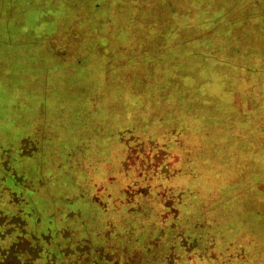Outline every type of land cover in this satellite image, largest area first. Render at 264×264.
<instances>
[{
  "label": "rangeland",
  "instance_id": "obj_1",
  "mask_svg": "<svg viewBox=\"0 0 264 264\" xmlns=\"http://www.w3.org/2000/svg\"><path fill=\"white\" fill-rule=\"evenodd\" d=\"M101 1L107 14L98 18L111 30L78 43L76 22L66 21L65 48H52L81 64L68 86L76 114L17 111L35 121L47 148L42 159L0 158V264H120L158 236L179 254L165 264H264V15L180 31L160 47L166 30H148V13L157 21L168 4ZM104 35L110 58L100 50ZM257 50V61H243ZM11 65L0 64V74ZM14 96L18 106L29 102ZM72 117L83 143L66 140L76 141ZM10 118L0 110V120ZM0 133L8 140L9 127Z\"/></svg>",
  "mask_w": 264,
  "mask_h": 264
},
{
  "label": "crops",
  "instance_id": "obj_2",
  "mask_svg": "<svg viewBox=\"0 0 264 264\" xmlns=\"http://www.w3.org/2000/svg\"><path fill=\"white\" fill-rule=\"evenodd\" d=\"M245 2L246 0H169V11L172 16L177 17L174 20L175 28L182 30H189L192 26L230 21L232 16L240 13L264 15V0H253L252 3L250 0L248 11L243 9ZM101 5L103 2L100 0H9L6 6L3 4L0 7V64H12L5 70L4 76L0 74V100L4 102L0 103V110H6L13 117L4 122L0 120V124H6L10 132L8 140L0 133V158L18 159L19 155V159L34 160L42 159L46 153L45 137L41 132L38 135L34 133L35 121L32 118L18 120L25 113L18 114L17 111H39L40 116L44 114V117L57 111L65 115L76 114V103L72 98L75 92L68 86L71 77L79 78L81 64L79 61L74 64L66 63V56L56 53L52 48L63 47L58 37L61 30H66V21L76 22L74 30L77 31L94 30L97 25L99 30H107V19L98 18L107 14ZM97 18L98 24L95 23ZM17 49H26L25 56H20ZM258 52L259 50L244 53L243 61H257ZM28 87L32 89L30 96L26 95ZM30 91L29 89V93ZM14 95H20V100L28 97L29 102H20L18 106L11 102ZM40 119L39 125L42 123ZM71 125L70 132H73L76 141L70 138L66 140L74 144L83 143L80 129H84L83 124L76 119ZM70 132L67 134L70 135ZM79 150L80 147L78 152ZM73 156L75 154H69L66 158ZM26 166H29V162ZM87 167L97 174L96 167L90 164H87ZM26 172L33 174L31 169H26ZM54 204L56 207L64 203L56 201ZM131 214L140 224L138 213Z\"/></svg>",
  "mask_w": 264,
  "mask_h": 264
},
{
  "label": "trees",
  "instance_id": "obj_3",
  "mask_svg": "<svg viewBox=\"0 0 264 264\" xmlns=\"http://www.w3.org/2000/svg\"><path fill=\"white\" fill-rule=\"evenodd\" d=\"M101 1V0H100ZM158 4H161L163 7V4H168L169 6V0H158L157 1ZM156 4V3H155ZM103 6V5H101ZM100 7V4L98 3V8ZM144 9H146V11L144 12H150L151 10H149V7H143ZM155 9V8H154ZM157 12H159L158 14H155V18L157 19V21L154 19L153 15L151 13H148V16H150V18L147 19V24L149 25L148 30H158L160 28V26H163L165 28V32L163 34L158 33V44L159 46H165L166 42L173 37H176L178 35V32L180 31H192V30H200V31H211V30H216V29H222L225 28L227 26V24L230 22L229 20L224 21V22H215L212 24H207V25H198V26H192V28H190L189 30H182V29H177L176 27V23L174 22L175 18H177L176 16H172L170 14V11H164V10H158ZM142 13H139L138 16L133 17L134 20H136L135 24L137 25L138 23H140V18H141ZM98 20H95V23L98 24L97 22ZM87 22V21H85ZM77 24V23H76ZM106 24H107V30H111L112 29V22L111 20H106ZM172 28V29H171ZM99 30L98 29V25L94 30H85V29H81L80 31H77V33L74 34V37H76L75 39L78 41V43L80 42V40H82L84 37L89 36L88 34L94 33L95 31ZM66 30H61L59 32V34H63L65 33ZM79 36H77V34H79ZM105 36V35H104ZM103 36V39L101 38V48L100 51L101 53L104 52V54H106L107 58L112 57L113 55L110 53V47L112 44V39H107V37ZM91 38V35H90ZM87 38H84L83 40H86ZM201 39V38H200ZM190 40H188L187 42H189ZM62 48H65L64 43L62 41ZM57 47V46H56ZM62 52H64V50H62ZM161 50L159 49V51H156V54H154V56H158L160 55ZM113 60V59H112ZM112 60L109 63L110 67L112 68ZM132 60V59H131ZM134 60V59H133ZM139 58H136V61H138ZM80 64V62H79ZM42 174V172H41ZM178 234L173 235L172 234V238L174 240V238H176ZM171 236V234H170ZM170 238H165L162 236H158L152 243V246L148 248V250L146 251L145 247L141 246L140 249H142V251L140 253H135V254H129L130 256L128 258L125 259V261H120V264H160L159 260L162 259L163 260V264H165V260L168 259V257L173 254L176 257L179 256V254L176 252V248L174 246H170V242H169ZM106 254V253H105ZM104 254V255H105ZM103 255V254H102ZM103 255V256H104ZM107 256V255H105ZM159 261V262H158ZM108 262H110V259L104 257L101 259H95L93 261H91L89 264H108ZM115 264L114 260L113 263Z\"/></svg>",
  "mask_w": 264,
  "mask_h": 264
}]
</instances>
